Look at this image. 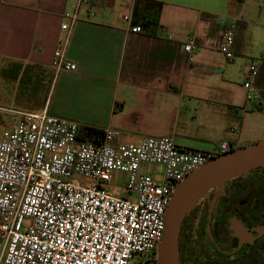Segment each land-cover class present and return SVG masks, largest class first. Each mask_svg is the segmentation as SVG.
I'll list each match as a JSON object with an SVG mask.
<instances>
[{"label": "crops", "instance_id": "1", "mask_svg": "<svg viewBox=\"0 0 264 264\" xmlns=\"http://www.w3.org/2000/svg\"><path fill=\"white\" fill-rule=\"evenodd\" d=\"M257 1L88 0L66 52L77 69L54 72L47 91L46 78L32 69L24 82L1 70L14 62L54 69V53L68 34L62 24L70 23L63 15L74 10L76 0H0V112L47 108L72 118L68 102L73 97L102 115L98 125L83 123L114 127L125 132L123 138L173 135L186 148L211 150L222 140L239 148L256 101L246 100L244 84L231 81L233 64L217 60L215 52L234 19L244 22L247 31L246 12ZM127 13L148 31H129L123 19ZM194 35L200 47L188 65L184 42ZM236 38V54H246L247 33L238 47ZM38 81L45 86L36 88ZM254 86L263 93V65ZM1 114L10 123L9 114L0 113L1 121Z\"/></svg>", "mask_w": 264, "mask_h": 264}, {"label": "built area", "instance_id": "2", "mask_svg": "<svg viewBox=\"0 0 264 264\" xmlns=\"http://www.w3.org/2000/svg\"><path fill=\"white\" fill-rule=\"evenodd\" d=\"M88 4L76 0L63 15L70 23L62 24L68 34L54 53L56 73L77 69L67 46ZM123 19L132 33L148 31L133 24V13ZM236 22L217 44L228 61L236 57ZM199 47L196 35L184 42L188 65ZM259 74L252 60L244 87L246 100L263 111L253 80ZM9 120L10 127L0 128V264H156L176 187L201 165L236 149L226 140L211 150L186 148L173 135L121 142L125 132L111 126L101 128L104 134L95 141L79 134L89 124L47 108L11 109ZM146 164L153 166L151 174L142 171Z\"/></svg>", "mask_w": 264, "mask_h": 264}, {"label": "flooded vegetation", "instance_id": "3", "mask_svg": "<svg viewBox=\"0 0 264 264\" xmlns=\"http://www.w3.org/2000/svg\"><path fill=\"white\" fill-rule=\"evenodd\" d=\"M178 255V264H264V167L211 189L192 207Z\"/></svg>", "mask_w": 264, "mask_h": 264}, {"label": "water", "instance_id": "4", "mask_svg": "<svg viewBox=\"0 0 264 264\" xmlns=\"http://www.w3.org/2000/svg\"><path fill=\"white\" fill-rule=\"evenodd\" d=\"M146 28V26H143ZM264 167V140L219 155L192 171L176 187L166 213V229L156 264H178L180 227L186 214L211 189L251 170Z\"/></svg>", "mask_w": 264, "mask_h": 264}, {"label": "rangeland", "instance_id": "5", "mask_svg": "<svg viewBox=\"0 0 264 264\" xmlns=\"http://www.w3.org/2000/svg\"><path fill=\"white\" fill-rule=\"evenodd\" d=\"M246 17L249 21L248 26H246L247 31L245 29L243 34V38H244L245 32L247 33V38H244L246 54H240V55L236 54V57L234 58L235 61L226 60L227 64L230 63L233 64L231 81L234 84H238L240 86L244 84L245 80L249 76V72L247 71V68L249 70L252 60H256L259 66L261 65L264 66L262 60L264 59L263 57L264 56V0H259L257 1L256 4L251 5V10L246 12ZM255 22H257V24ZM215 57H217V60L219 61L225 60V56L218 51L215 52ZM1 69L2 68L0 67V70ZM253 80L255 81V79ZM10 87L11 84H9L6 90H8ZM71 99L72 100L68 102L70 106L73 107V109L69 111L70 117L71 116L72 118L74 117L75 118L74 120L79 119L78 121L82 120V122H89L92 125L99 124V122H96L97 121L96 119H100L102 115L100 116L98 114L96 108L93 107V105H90L88 104V102H85L83 100H81L80 103H77V100H75L73 97ZM2 112L9 114V112H7L6 110H3ZM1 115L3 118L2 121L0 119V128L10 127L12 125L11 122L7 123L6 116L4 114ZM247 118H250V121L245 125L244 132L242 134L243 136V140L241 141L242 146H247L257 141L264 140V110L257 112L255 111L253 113L247 114ZM7 119L9 118L7 117ZM119 141L121 142L129 141L134 143L138 142L134 139H129L126 137L119 138ZM152 170H153V166H148L147 164L142 167V171L147 172L149 174H151ZM112 191L115 192V190L113 189Z\"/></svg>", "mask_w": 264, "mask_h": 264}, {"label": "trees", "instance_id": "6", "mask_svg": "<svg viewBox=\"0 0 264 264\" xmlns=\"http://www.w3.org/2000/svg\"><path fill=\"white\" fill-rule=\"evenodd\" d=\"M155 4L160 5L159 2H155ZM244 30H245V23L240 21V20H237L236 26H235V31H236V36H237V38H236V46L237 47L242 42ZM31 69L33 70L34 75L39 76L41 74V75H43L44 78H46V80L45 79H43V80H44V83L46 84V86L48 87V89H47V91H48L51 88L50 85L52 84L53 79H54V71H55L54 69H43V68H41L35 64L23 66L19 62H14V63H12L10 68L2 69L1 73L5 77L10 76V78H12V79L17 78L20 75L21 76L20 81L24 82L25 79L28 77V74H29ZM36 83H35L36 88L40 89V88H43V86H45V85L41 84L40 81H38ZM261 97H262V100H264V93H262ZM79 134L82 138H88V139H92L95 141H99V139L102 138L104 132L100 127L87 125V126H83L82 128L79 129Z\"/></svg>", "mask_w": 264, "mask_h": 264}]
</instances>
